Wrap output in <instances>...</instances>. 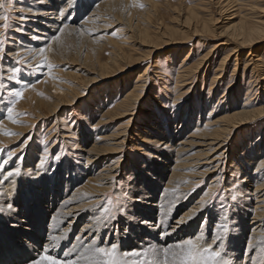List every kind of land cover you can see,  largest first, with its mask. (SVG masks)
Instances as JSON below:
<instances>
[{"label":"rangeland","instance_id":"1","mask_svg":"<svg viewBox=\"0 0 264 264\" xmlns=\"http://www.w3.org/2000/svg\"><path fill=\"white\" fill-rule=\"evenodd\" d=\"M120 1H123V3H121L118 8L116 7V9L115 7H107L104 14L107 13L108 15L105 14L102 19L99 18L94 25L91 23L83 25V20L89 17L90 11H93V8H96V5H98L101 0H65L68 6L66 9L68 15H66V17L63 15V18L58 19V21L61 22L60 26H63V31L59 33L60 30H58L53 33V35H50L54 38L49 42H40L38 38L41 36L33 30L41 29L40 31H42L46 29L44 28L45 26L38 24V22H44L43 18L40 17V9L49 10L54 8L56 5L54 0H46L45 6L36 4L39 0H3L4 7L0 8V16H7L8 20H0V42H2L0 43V187L3 186L1 190L3 192L5 191L4 193L0 191V221L5 222V224L0 222V258L2 257L3 259L10 260L8 263L5 262L4 264H25L28 262V258L24 257V254L28 253V251L21 246L22 244L19 242L20 239L13 238L15 230L13 227H10L11 223L8 218L12 216V214H15V209L17 212H21L20 206L15 202L22 201L25 197L33 198L34 202H32L29 209H32L31 211L38 213L44 218L43 223H40L41 234H48L50 231L49 222L52 216L58 213L61 214L68 207L78 208V213H81V218L83 220H86L88 217H101L99 222L95 221V228L97 230L93 237L94 243L95 241L97 242L94 244L95 248L98 246L109 247L111 245L109 237L114 233L113 230H108L109 228L106 227H109L110 223L111 225L114 223L110 228L117 229V227H119L118 220L123 219V221L126 222L124 218L125 215L130 217L132 215L131 212L128 213L126 211V207L133 199H138L139 195V197L142 196L155 199L160 203L159 205L165 202L164 207L169 208L167 218L164 220L166 229L174 225L175 220L182 218L195 202L199 200V203L202 202V199L205 198V194L207 192L210 193L211 185L209 182L217 180L218 184L216 183V189L209 194L208 202L206 200L204 201V207L206 209L213 208L214 210L209 224L206 226V229L211 231L215 222L218 220L220 221L219 218L223 220L227 219L230 223L234 222V219L238 217V210L241 209L238 207V203L241 201L240 196H238L239 191H242L245 185H247V187L245 186L246 188L252 189L251 186L254 184L253 180L249 182L247 179L246 183H238L245 177L243 176V165L239 167L238 171L240 173L237 178L234 169H232L230 165L233 159L239 155L238 152L241 150L240 147L247 146L249 144L248 142L251 141L254 143L260 132L262 135L260 134V138L255 144H259L260 141L264 140L262 137L264 136V118L255 125L249 124L235 131L227 147L229 150L223 155L224 160L221 159L219 168L216 169L214 176L211 174L209 176H204V178L202 177L198 180H194L193 183H196L194 184L196 186L192 184L193 186H190L192 188L187 189L189 191L187 196L191 195V197H188L186 200H184L183 195L180 198L177 197L175 207L172 209L170 208V204L174 201V197H176L177 193H182V189L185 188L184 185L187 184L188 177H185L184 181L180 180L181 182L178 185H174V183L169 180V177L173 170L175 173H179L181 170L187 173L189 169L184 166L186 162V159H184L185 156L183 154L182 157L181 154L174 153L173 151H160L158 147H154L151 143L142 141L141 136L145 135H140L137 126V124L146 123H152V125L156 124L158 126L164 121L162 120L157 124L156 122H158V119L153 118L155 117L154 113H157L156 115L162 113L169 115L175 113L177 110L179 114L176 115L174 119H177L176 125L178 124L179 126L185 116L184 111L194 108L197 104L205 105L207 103V106H209L207 107L208 109L213 107L215 110H217L219 106L231 105V102L230 104L228 102L230 101L229 98L225 102V98H222L224 89L229 87L231 82L237 85V87L234 86L236 87L234 89L235 92L239 91L237 88H239L241 84L246 90L250 87V90L248 92L246 91L245 98H248V105L250 107L252 106L251 108H253V106L257 108L264 105L263 88H259L260 85L257 86L255 84L252 76H250V70H243L246 60L244 57L246 51L241 55L242 58L240 57L239 69L236 71L235 76L231 75L234 66L233 63L226 68L223 81L225 85L219 90L215 91L214 88H216V85L213 89L210 90V88L211 81L214 79L212 77L216 75V66L222 58L223 52H219L213 57L214 60L211 61L213 64L211 68H209L210 66L208 67V71L206 67L200 68L198 71H201L197 74L196 81L194 82V77L190 78L189 82H187L189 84L182 88L183 91L179 92L180 87H178L176 83L177 80L175 75H177L179 71L176 69H179L178 66L186 50L183 52L178 50V45L174 46L173 43L180 42L181 36L182 38L183 36L186 37L183 31L189 29L186 24V19L190 13L189 9L195 7L193 10L196 9V12L199 11V15L207 19L210 18L212 21L210 24L217 32L216 35H221L225 27L236 23L238 19L236 17L229 18L226 16V14L230 15V12L224 13L223 0H148L144 3H139L137 0ZM154 2L157 5L154 4ZM255 5V10L252 12L253 17L263 22L264 0H256ZM175 8L177 9L175 10ZM185 8H187V10ZM242 11L245 12V10ZM115 12L118 13L116 14ZM113 14H116L115 17ZM144 27L145 29L147 28V34H150L149 37L153 36L156 38L151 37L149 39L147 34L144 35L146 32V30L143 29ZM140 31H145L143 33L144 37ZM161 31L165 32L162 33ZM169 34L174 36L172 39H176L175 42L173 41V43H171L169 41V43L167 41L166 38H170L167 36ZM57 36L59 40L55 39ZM206 36L207 38L211 37L208 35ZM141 37L144 43L139 40ZM214 42H216V40L212 39L206 42L204 36L203 38H199L198 41L193 39L192 44L187 47L190 48V52L193 53L192 58L186 61L187 63L185 62L182 67L195 66L196 63L199 62V59L208 52L210 46ZM262 45L258 48H264ZM42 46L46 47L44 51L47 49V52L44 53L43 51V53H41V51H39L40 47L44 48ZM151 46L159 48L149 53V55L147 51L151 50ZM16 47L20 49L18 52L16 51ZM118 47L121 48L120 52L123 55L125 53L130 55L134 61H144L133 65L131 64L127 67L126 71L122 70L124 72H119L117 68H113L110 72L114 74L108 77L103 75L105 78L102 79L100 68L115 57V52L113 51ZM228 49L230 50L231 48ZM174 53L176 54L174 55ZM262 53L263 52H261V54ZM112 55H114L113 58ZM119 63L121 66L125 64V62ZM49 65L52 67L49 68ZM109 66L111 67V65ZM17 68L20 69V71L15 73V79H10V77L13 76L14 69ZM144 69L147 70L145 76L146 80L144 82L147 87L142 94L143 96H141L140 100H138L134 106H131L127 114L119 117L114 116L111 110L121 102V97L128 93V91L130 92L137 75ZM188 87H191V90L187 92ZM54 88H57L58 91H54ZM75 91L77 93L79 92L78 95L81 96L77 98L75 95L76 93L73 94ZM14 92H21L22 95L17 97L13 95ZM240 92V95H237V99L234 102L237 106L232 107V109L240 108L242 104L246 102H244L245 95L243 90ZM180 93L185 94L180 96ZM65 95H67L68 98ZM62 96L66 98L63 99L64 97ZM208 97L209 100L207 99ZM175 98L179 99L175 100ZM9 109L12 110L11 113H9ZM107 112L108 114L106 116L105 114ZM229 112L232 113L233 111ZM206 113L207 110H201L199 116L201 128L206 118ZM221 114V111H216L214 113L215 116H220ZM149 117L152 118L150 119ZM192 117L193 123H191L190 127H195L197 119L195 115H192ZM159 120H161V118ZM165 124H167V128H163L160 133L151 134V136L156 138V135H161L165 137V140H169L173 137V144L169 143V145L174 148L179 141L184 139L187 133L184 130L185 134L183 132L181 135L173 136V129L169 128L171 123H169V125L168 122ZM114 132H122L125 134L123 149H121V152L115 153V155H105V160L107 161V159H110L118 163V170L122 171L121 175L119 178H113L111 189L105 190L104 192L95 191L88 195H84L83 193H77L76 195V191L84 185L88 175L97 172V170H100L102 167V165H98L92 168L94 171L92 172L88 166L86 167L84 165L83 154L85 149L88 150L89 145H92L96 137L100 134H110ZM57 157H59V159H57ZM258 159L259 157H253V161H257ZM105 160L102 161L103 164ZM176 160L179 162H176ZM133 162L141 163V169L134 170L132 168L136 173L131 174L128 167H130L131 163L133 165ZM251 167L254 168L255 163L251 165ZM17 169H19L18 174L16 172ZM201 170L202 169L197 171ZM33 171L38 172V180H35L43 184L42 179H44L47 183L46 190L42 193L43 196L39 197L40 199L34 195L35 191L33 192L31 188V184L35 182V180L32 181L33 173L31 172ZM10 172L13 173L11 176L8 175ZM53 178H55L54 182L57 181V178H59L60 182L69 180V184L65 189L62 187L60 190H57L48 183V180L51 182ZM149 179L157 180L155 186H153V188L147 187V190L144 189V191L141 189L138 190L142 181H149ZM254 180L256 183L260 182V180ZM24 185H27L25 192L23 190ZM166 185H169V187H167L169 195L163 196L162 191ZM174 186H178V188L175 189ZM20 188L21 190L18 191ZM51 191L54 193L51 194ZM233 195L236 196V200L231 199ZM8 196L9 198H7ZM4 197L8 202L1 200V198ZM44 198L45 200H43ZM142 200L145 201V198H142ZM159 200L162 201L159 202ZM108 201H112V204L116 205V209L123 206L124 211L120 212L113 209V211H115V217L104 214L103 209L105 207H112ZM121 201H124V205H121ZM206 202L209 206L206 205ZM9 204L12 205L11 209L8 208ZM253 205L254 203L251 204V206ZM248 212L246 214L247 219L241 221L246 226L242 227L235 240L236 243L241 241V246L235 248V254L231 255V257L229 253H225L226 243L228 245L230 241L227 242L228 238L224 236L225 233H223V229L218 225L220 227V233H218L220 236L219 241L222 242V249L224 252L222 253V257L229 261L230 264H238L239 261H241L239 264H246L249 258L260 252V248L257 247L251 254H249V252L246 253V260L242 261L245 258L244 251L246 246L244 243L248 240L249 228L253 227H247V225L253 221L250 220L253 217L251 214L252 212ZM27 215H29V213L24 212L19 215L18 218H22L25 222L24 225L32 229L30 224L27 223ZM105 215H109V218L105 219ZM261 217L263 218H261L260 221H262V227L264 228V212L261 214ZM204 219L207 218L205 213L202 212L198 220L195 219V231L201 229ZM33 220H36V217H33ZM162 220L163 218H161V221ZM235 224L236 220L234 225ZM102 226L105 227L103 228ZM80 227L81 224L72 231L71 237L69 238L70 243L74 238L76 239V234ZM33 232V239L25 240L35 245V237L41 234L35 230H33ZM156 234L159 235L158 233ZM114 236L117 237V240L119 239L118 242H115V244L118 245L117 251H119L115 257L117 264H137V262L138 264H149L153 259H158L160 264H164V254H159L157 252L155 256L154 254H149L142 259H138L140 258L139 256H125L124 253H127L128 249H123L121 247L124 241L120 233L116 232ZM61 243L64 244V242L61 241L56 244V246L63 247V244L60 245ZM208 244L211 243L205 242L203 245H199L198 248L205 247ZM13 246H19L20 248H13ZM12 250H14L13 254H11ZM213 251H215V249ZM54 253L56 255H54ZM57 253L58 252L53 251L47 254L52 257L55 256L53 258L61 259L62 262L66 260L65 255H68V251L62 248L59 254ZM60 256H63V258ZM223 258L219 257L216 264H223L220 261L223 260ZM105 259L107 258L93 256L92 252L91 261L99 260L102 262ZM78 264H87V262H80ZM168 264H173L171 255L168 257ZM208 264H212V262L209 261Z\"/></svg>","mask_w":264,"mask_h":264},{"label":"bare ground","instance_id":"2","mask_svg":"<svg viewBox=\"0 0 264 264\" xmlns=\"http://www.w3.org/2000/svg\"><path fill=\"white\" fill-rule=\"evenodd\" d=\"M137 1L139 3L140 2L144 3V2H147L148 0H137ZM223 2H224V5H223L224 13L230 12V15L226 14V16H228L229 18L236 17L238 20L236 23H234L232 25L227 24L228 26L225 27V29L223 30V33L221 35H216L217 32L212 28V25L210 24V22H212L211 19L210 18L207 19L206 17H202V15H199L198 14L199 11L196 12L195 11L196 9L193 10V8H195V7H192V9H189L190 13L188 12L189 15L186 19V24H187V27L189 29H187L186 31L182 30L184 32V34H186V37L183 36V38H182V36H181V38H180V35H179V38L181 41L178 43H173V41L175 42V40H176V39H174V40L172 39L174 36L171 34L167 35L168 37H170V38H166L167 41L168 42L170 41L171 43H173L174 46L178 45V47H177L178 50H180L182 52L184 50H186L185 54L182 57L183 59L180 62V65L178 66L179 69H176V70H179L178 73L176 71L177 75H175L176 80H177L176 83H177L178 87H180V89L178 88L180 90L179 92L183 91L182 88H184L185 86H187L189 84L187 82H189L190 78L194 77L193 78L194 82L196 81L197 74L201 71V70L198 71L200 68L202 69L203 67H206V69L208 71L209 68H211V66L213 64L211 62L212 60H214L213 57L215 55H217V53L223 52L222 58L220 59L218 65L216 66L217 67L215 70L216 75L214 77H212L214 79H212V81H211V88H210V90H211L216 85V88H214L215 91L219 90L220 88H222L225 85V83L223 82L224 78H225V70L231 63H233V65H234L231 75L232 76L236 75V71L239 69L238 65L240 63V57L244 51H246L245 56H244L246 58V60L244 63L245 65L243 67V70L244 71L250 70V73H251L250 76H252V79L254 80L255 84L257 86L260 85L259 88H263V90H264V51H262V50H264V48L263 47L258 48L259 46L264 44L263 43L264 42V24H263L264 21L262 22V21H260V19L257 20L256 18L253 17L252 12H253V10H255L256 0H223ZM54 3H56L54 8H51L49 10L48 9L47 10L40 9V17L43 18L44 22L41 21V22H38V24L45 26L44 28H46V29H44L42 31H40L41 29L33 30L34 32H37V34L39 36H41L38 38V40H40V42L51 41L54 37H51L50 35H53V33L57 32L58 30H60L59 31V33H60L61 29H63V26H60L61 22H59L58 19L63 18V15H65V17H66V15H68V11H66L68 6L66 5L65 0H54ZM121 3H123V1H120V0H101V2L98 5H96L97 6L96 8L93 6L95 9L93 8V11H90L89 17L87 19H84L83 20L84 22L82 21L83 25H85L86 23L87 24L91 23L92 25H94L95 22L99 20V18L102 19L104 17V15L107 14V13L104 14L105 9L107 7L108 8L109 7H111V8L115 7V9H116V7L118 8V6ZM36 4H38V5L41 4L43 6L44 4H46V0H39V2H37ZM125 4H127V3H125ZM154 4H156V3L154 2ZM177 7H179V6H177ZM235 7H237V8H235ZM173 9H174V7H173ZM176 9L177 8H175V10ZM185 9L187 10V8H185ZM241 9L245 10V12L242 11ZM109 12L111 13L112 11H109ZM115 13L117 14L118 12H115ZM116 14H113L114 17ZM151 16H152V14H151ZM223 16H225V15H223ZM228 17H226V18H228ZM69 20H70V18H69ZM145 27H147V26H145ZM145 27L143 29H145ZM165 31H161V32L163 33ZM140 32H142V31H140ZM144 32L145 31L142 32L143 37L145 34H147L148 31L146 30V32L145 33ZM143 33H144V35H143ZM159 33H160V31H159ZM173 33H176V32H173ZM179 34H182V33H179ZM149 35L147 34L149 39L151 37L156 38L153 36L149 37ZM206 35L211 36V37L207 38ZM197 36H199V37H197ZM203 36L205 37L206 42L210 41L211 39L216 40V42L212 43L208 52L199 59V62L196 63L195 66L182 67L186 61H189L192 58L193 53L190 52V48H187L188 45L192 44L193 39L198 41V39L203 38ZM176 38H178V37H176ZM139 40L143 41L142 43H144V40L142 37ZM201 40H203V39H201ZM165 44H166V42H165ZM173 44H172V46H173ZM142 45H144V44H142ZM155 46H151L152 47L151 50H148L147 53L148 54L152 53L159 48V47L155 48ZM262 46H264V45H262ZM42 47H44V48L40 47L39 51L41 49L44 50L46 48L45 46H42ZM228 48H231V49L229 50ZM16 49H17L16 50L17 52L20 50L18 47H16ZM120 51H121L120 47L115 49V51H113V52H115L114 53L115 57H114V55H112V58L113 57L114 58L111 59L110 62L106 61L107 63L102 65V68H100L101 69L100 74H101L102 79L105 78L104 76L108 77V76L114 74V73L110 72V70L113 68L114 69L117 68V70L119 72L120 71L124 72L122 70L126 71L127 67L130 66L131 64L133 65V64H137L138 62L144 61V60H141V61L135 60L134 61L130 55H127L126 53L123 55ZM45 52H47V49H46V51H44V53ZM261 52H263V53L261 54ZM175 54L176 53H174V55ZM261 55H263V56H261ZM169 56H170V54H169ZM55 59H56V57H55ZM119 62H122V63L125 62L124 66H121V64ZM109 65H111V67ZM112 71H114V70H112ZM146 74H147V70L144 69L141 73H139L137 75L136 80H135L133 87L130 90V92L128 91V93H126L123 97H121L122 98L121 102L113 110H111V113L114 116L119 117V116H123L124 114H127L130 111L131 106H134V104L138 100H140L141 96H143L142 95L143 92H145L146 87H147V85L144 84V82L146 80L145 79ZM259 80H260V82L261 81L262 82L260 83ZM119 86H120V84H119ZM234 86L237 87L236 84L231 82L229 87H226V89H224L223 96H222V98H225L224 102L227 101L229 98L230 101H228V102H229V104L231 102V105H224L225 107L219 106V108L217 110H215L213 107H210L208 109L207 107H209V106H207V103L205 105L197 104L196 106H194V108H190L188 111L187 110L184 111L185 116L182 119L183 122L181 121V124H179V126H178V124L176 125L177 119H174V117H176V115L179 114L178 110L175 111V113H171L169 115H167L166 113L156 115L157 113H154L155 117H153V118L158 119V122H156V123L158 124L160 121L163 120L164 124L160 123V125H158V126L156 124L152 125V123L139 124V125L137 124L140 135H145V136H141L142 141H144L146 143H151L152 145H154V147H158L160 151H164V150L173 151L174 153L181 154L182 157H183V154L185 156L184 159H186V162H185L184 166L189 169L187 171V173H184V170H181L179 173H175L173 170L172 173L170 174V177L168 176L169 180L172 183H174V185H178L181 181H184L185 177H188L187 184L184 185L185 188L182 189L183 191H182V193H180L181 195L177 193L176 197H174L175 198L174 201H172V204H170L171 209L175 207L177 197L180 198L183 195L184 200H186L188 197H191V195L187 196V193L189 192L187 189L192 188V187H190L192 184L193 185L196 184V183H193L194 180H198L199 178H202V177L204 178V176H209L211 174H213V176H214L216 169L219 168V164H220L221 159L224 160L223 155L225 153H227V151L229 150L227 147H228L229 142L232 138L231 136L235 133V131L240 130L242 127H246L249 124L255 125L258 122H260V120H262V118H264V105L261 107H257V108H254V106H253V108H251L252 106L250 107L248 105V102H249L248 98H245V97H246V91L248 92L250 90V87L247 88V90H246L244 88V86L241 84V85H239L240 89L237 88L239 91L235 92L234 89L236 87H234ZM189 90H191V87L187 88V92ZM241 90H243V92H244V95H245L244 96V102L245 101L246 102L243 103L240 108L232 109V107L237 106V105H235L236 103H234V102L237 99V95H240L239 93H241L240 92ZM54 91H58V89L54 88ZM73 94H75L77 96V98L81 96V95H78L79 92L77 93L76 91ZM184 94L185 93H180V96H183ZM65 96L67 97V95H65ZM62 97H64V96H62ZM66 97H64L63 99H65ZM71 97H74V96H71ZM178 99L179 98H177V99L175 98V100H178ZM207 99L209 100V97ZM57 107H56V109H57ZM196 109H197V111H196ZM201 110L202 111L207 110V113H206L207 115H206L205 120L203 121L202 128L200 127L201 124H199V122H200L199 116L201 114ZM216 111H221L222 114L220 116H215L214 113ZM229 111H233V112L230 113ZM107 114H108V112L105 115L107 116ZM192 115H195L196 119H197L196 120L197 124L195 125V127H190L191 123H193ZM162 116H164V117H162ZM197 116H198V118H197ZM149 118L151 119L152 117H149ZM160 118H161V120H159ZM149 122H152V121H149ZM167 122H168V125H169V123H171V126L169 128L173 129V133H172L173 136H177L179 134L181 135V133H183L184 130L187 133L186 136L184 137V139L182 141H179V143L174 148H172L169 145V143L171 144L173 142V137H171V139H169V140L168 139L165 140V137H163L161 135H156V138L155 137L153 138L151 136V134L153 135V134L160 133L163 128H167L168 126H166L167 124H165ZM128 123H130V122H128ZM185 132H184V134H185ZM260 134H261V132L259 133L257 140H259ZM124 137H125V134H123L122 132H118V133L114 132V133H110V134L102 133L96 137V140L92 143V145H89L88 150L85 149V152L83 151L84 156L83 155L82 156L84 158L83 161H84V165L86 167L88 166V168H90V170L92 172H94L92 168H95L98 165H100V166L102 165V167L100 170H97V172H94V173H91V175H88L84 185L80 189H78V190L76 189L77 190L75 193L76 195H77V193H83L84 195H88V194L94 193L95 191L104 192L105 190L111 189V187H112L111 183H113L112 182L113 178H115V179L119 178L122 171L118 170V168H119L118 163L113 162L114 160L107 159V161H106L105 155H107V154L108 155H115V153L121 152V149H123L122 147H123L124 140H125ZM262 137L264 138V136H262ZM255 142L253 143L251 141V142H248L249 144L247 146L240 147L241 150L238 152L239 155L236 156L237 158L235 157V159H233L232 164L230 165L231 168L234 169V171H235L236 178L240 173L238 171L239 167L243 165L242 166L243 167L242 169L244 171L243 176H245V177H243V179H241L240 181L238 180L239 184L246 183L247 179L249 182L252 180L254 181L253 186H251L252 189L246 188L247 185H245L246 187L244 186V189L242 191H239V193H238V196H240V200H241L238 203V207L241 209L243 208V209L238 210L239 214H238L237 218L234 217L235 218L234 222L230 223V221L227 219L223 220L222 218H219L220 221L218 220L217 222H215L212 230L210 228V230L212 232L208 231L206 229V226H207V224H209V220H210L212 212L214 210H213V208H207L206 209L204 206L201 207V202L199 203L200 200L199 201L197 200L198 202H195L189 208V210L184 214V216L182 218L175 220L174 225L165 229L166 225H164V220H166L167 213L169 212V210H168L169 208L164 207L165 202L162 203L161 205H159L160 203H158L157 200L152 199L150 197H142V196L139 197L140 196L139 195L138 199H133L132 202L129 205H127L126 211L128 213L131 212L132 215H131V217L125 215L124 218L126 219V222L123 221V219L118 220V222H119V224H118L119 227H117L118 230L115 228L113 229L112 227H111L112 229L110 228V226H113L114 223H112V225L110 223V226L106 227V228H109L108 230H113V233H114V234H112L113 237L112 236L109 237L110 243L113 244L116 241L118 242L119 239L117 240V237L114 235L116 234V232L120 233V235L124 241V243L121 247L123 249H128L127 250L128 252H132V251L141 252L142 254L139 256L140 258H138V257L137 258L142 259L145 256V255H143L145 250L154 249V250H156L157 253L163 254V248L171 247V248H173V250H175L174 246L177 243H183V241H185L187 239H193L197 243V246L203 245L205 242H210L212 244V249L213 250L215 249V251H219L221 253L220 258H223L222 253H224V252L222 249V242H220L218 240L216 243L213 244L212 239L216 236H219L218 233H220V231H219L220 227L223 229V226H226L228 231L224 234V236L226 238H228L227 242L230 241V243L228 244L229 246L226 243L225 253H229V256L231 257V255L235 254V248L241 246L240 245L241 241L236 243L235 240L237 238V235H239V231L242 229V227L246 226L241 221L242 220L244 221L247 219L246 214L248 211H250V212H252L251 214L253 216L250 220H253V221H252V223L247 225V227L248 226H253V227L249 228L250 232H249L248 240L244 243L246 246L245 251H244L245 258L242 261L246 260V253L249 252V254H251V252L258 247V248H260L259 249L260 252L256 255L254 254V256L249 258L246 261L247 262L246 264H264V228L262 227L263 226L262 221H260V219L263 218V217H261V214L264 212V140L260 141L259 144L257 143L258 145L255 144ZM255 145H257V146H255ZM226 148H227V150H226ZM150 156H151V154H150ZM253 157H259V159L257 161H253ZM103 160H105L104 164L102 163ZM176 162H179V161L176 160ZM133 163H134L133 165L131 163L130 167H128V170H130L131 174L136 173L134 170H140L141 169V167H140L141 163H139V162L138 163L133 162ZM254 163H255V167L253 168V167H251V165H253ZM107 164H109V165H107ZM29 166H31V165H29ZM200 169H202V170L197 171ZM67 172H68V170H67ZM31 173H33L32 181L37 179V173L38 172L33 171ZM215 177H214V179H215ZM54 179L55 178H53V181H51V182H50V180H48V183H50L52 185V187L57 189V190L58 189L60 190L62 187L65 189L67 187V185L69 184V180H67L66 178L65 179L67 181H65V182H63V181L60 182L59 178H57L56 179L57 181L54 182ZM254 179L260 180V182L256 183V181ZM37 180H35V182L33 184H31V188H32L33 192L35 191L34 195H36L38 197V199H40L39 197H42L43 196L42 193L46 190V184L47 183L44 179H42L43 184H41V182L40 181L38 182ZM156 183H157V180L155 181V179H149V181H142L141 186L138 188V190L141 189L144 191V189L147 190L146 189L147 187L153 188V186H155ZM209 183L211 185V189L209 188L210 193H211V191L213 192L216 189L217 180H212ZM234 184H235V182H234ZM26 186L24 185V189H23L24 192H25ZM194 186H196V185H194ZM167 187H169V185H166V187L164 188L165 192H164V190L162 191L163 196L169 195V190ZM174 187H175V189L178 188V186H174ZM1 189H3V186L0 187V191H2ZM19 190H21V188L18 189V191ZM4 192L2 191V193H4ZM53 193L54 192L51 191V194H53ZM210 193L207 192L208 195H205L204 196L205 198H203L202 201H205V200L207 201ZM7 198H9V196ZM142 198H145V201L142 200ZM1 200L2 201L4 200V202H8L7 199H5V197L1 198ZM11 200H13V199H11ZM43 200H45V198ZM162 200H159V202ZM32 202H34L32 197H25L24 199H22V201H16L15 203H17L20 206L21 212H17L15 209L14 210L15 214H12V216L8 217L10 220V223H11L10 227H13L15 230V232L13 233V238L20 239L19 242H21V244H22L21 246L24 247L25 249H27V251H28V253L24 254V257L28 258L27 259L28 262H26L25 264H33V261L40 259V257L45 254L43 251V249L45 247H47L49 249L48 253L55 251V252H58L57 254H59V252L61 251L62 248H64L65 251H68V255H65L66 260H63V261L76 260L78 263L85 262L86 260L83 259L82 256L88 257L91 260L92 252H93L92 248H94V244L97 243L96 241L94 243V239H93V237L95 236L94 234L97 231L95 228L96 218L88 217L86 220H83L81 218V216H82L81 213H78L79 212L78 208L68 207L61 214L58 213V214H55L52 216V219L49 222V227H50L49 232L50 233L48 232V234H41L40 233L41 232L40 223H43L44 218L41 215H39L38 213L31 211L32 209H29L30 206L32 205ZM207 202H206V205H207ZM253 203H254V205L251 206V204H253ZM207 206H209V205H207ZM24 212L29 213V215H27V218H26L27 223L30 224V226L32 227L33 230L37 231L39 234L42 235V236L37 235L35 237V242H36L35 245L31 244L28 240H25V239L32 240L34 237L32 234L34 232L30 227L24 225L25 222H24V220H22V218H20V219L18 218L19 215H21ZM202 212L205 213V216L207 219L203 220V224L201 225V229H198L197 231H195L194 230L195 219L198 220V217L201 216ZM33 217H36V220H33ZM161 218H163L162 221H161ZM153 220H155V221H153ZM181 220L183 222L179 223V221H181ZM235 220H236V224L234 225ZM0 222L5 224V222H3V221H0ZM79 224H81V227L79 228V231L76 234V236L81 237V239L78 240L76 237V239L74 238V240L70 243L69 238L71 237V233ZM89 225H91V227H89ZM104 225H106V224H104ZM98 226H97V228H98ZM115 227H116V225H115ZM48 230H49V228H48ZM156 233H158L159 235H157ZM165 233H167V234L165 235ZM96 235H98V234H96ZM155 235H157L158 237ZM52 236L58 237V239L55 242H52L50 240V238ZM197 237H202V239L197 240ZM112 238H113V240H112ZM96 240H97V238H96ZM100 240H101V238H100ZM61 241L64 242V244L63 243L60 244V245L63 244L62 245L63 247H57L56 244L60 243ZM14 247L20 248L19 246H13V248ZM218 249H221V250H218ZM117 252H119V251H117ZM13 253H14V250L11 251V254H13ZM149 254H153V252L149 251L147 256ZM54 255H56V254L54 253ZM60 255H61V253H60ZM259 255H261V256H259ZM63 256L62 257L60 256V257L63 258ZM53 257H55V256H53ZM124 258H126V257H124ZM133 258H135V257H133ZM54 259H56V258H54ZM58 260H61V259H58ZM223 260H225V258H223ZM223 260H220V261L223 263ZM8 261H10V260L9 259H3L2 257L0 258V264H4L5 262L8 263ZM122 261H123V259H122ZM240 262L241 261H239V263ZM118 264H121V263H118Z\"/></svg>","mask_w":264,"mask_h":264},{"label":"snow or ice","instance_id":"3","mask_svg":"<svg viewBox=\"0 0 264 264\" xmlns=\"http://www.w3.org/2000/svg\"><path fill=\"white\" fill-rule=\"evenodd\" d=\"M142 6V5H141ZM4 7L3 0H0V8ZM0 20H8L7 16H0ZM63 31V29H61ZM56 40H59V37H55ZM2 43V42H0ZM41 53H43V49L40 50ZM52 66L49 65V68ZM20 69H14L13 76L10 77V79H15V73H18ZM13 95L19 97L22 95L21 92H14ZM11 109H9V113H11ZM59 159V157H57ZM17 174L19 172V169L16 170ZM13 173H9L8 175L11 176ZM127 195V194H125ZM205 195H208L207 193ZM130 199V197H129ZM232 200H236V196L233 195L231 197ZM112 207H105L103 209L104 214H109L111 217H115V211L113 209H116V205L112 204V201H108ZM121 205H124V201L120 202ZM204 201L201 202V207L204 206ZM8 208L11 209L12 205L9 204ZM117 211L123 212L124 207L121 206ZM109 215H105L104 218H109ZM101 217L96 218V222H99ZM183 221H179V223H182ZM91 227V225H89ZM228 231L226 226H223V232L226 233ZM167 233H165L166 235ZM58 239V237L52 236L50 240L52 242H55ZM77 239H81V237H77ZM202 239V237H197V240ZM220 239V236H216L212 239V243H216ZM117 244L113 243L109 247H95L93 248V255L97 257H105L107 259L103 260L102 262L99 260L91 261L88 257H83V259L86 260L87 264H117V261L115 259L117 254ZM174 249L171 247H165L163 248V254H164V264H168V257L171 255L173 264H208L209 261L212 262V264H216L217 259L221 256V253L219 251H213L212 250V244H208L206 247L198 248L197 243L193 239H187L183 241V243H177L174 246ZM44 255L40 257V259L33 261V264H78L76 260H67V261H60L58 259H54L51 255H48L49 249L45 247L43 249ZM152 251L154 256L156 254V250L149 249L145 250L143 255L147 256L148 252ZM142 253L138 251H132L124 253L125 256H140ZM138 264V262H137ZM149 264H160L158 259H153L149 262ZM223 264H230L229 261L225 260L223 261Z\"/></svg>","mask_w":264,"mask_h":264}]
</instances>
